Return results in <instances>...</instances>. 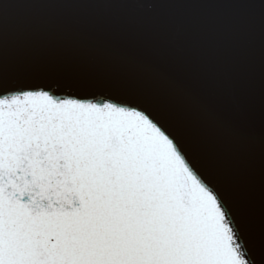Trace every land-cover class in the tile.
<instances>
[{
	"label": "snow or ice",
	"instance_id": "6c2138e0",
	"mask_svg": "<svg viewBox=\"0 0 264 264\" xmlns=\"http://www.w3.org/2000/svg\"><path fill=\"white\" fill-rule=\"evenodd\" d=\"M122 87L96 100L0 81V264H257L264 210L257 224L179 115Z\"/></svg>",
	"mask_w": 264,
	"mask_h": 264
},
{
	"label": "water",
	"instance_id": "95a60500",
	"mask_svg": "<svg viewBox=\"0 0 264 264\" xmlns=\"http://www.w3.org/2000/svg\"><path fill=\"white\" fill-rule=\"evenodd\" d=\"M0 81L96 100L150 91L245 186L258 224L264 0H0ZM249 258L264 264L258 246Z\"/></svg>",
	"mask_w": 264,
	"mask_h": 264
}]
</instances>
